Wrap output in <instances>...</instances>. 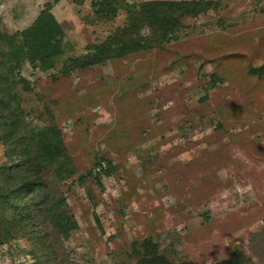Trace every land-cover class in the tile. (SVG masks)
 <instances>
[{"label":"rangeland","instance_id":"rangeland-1","mask_svg":"<svg viewBox=\"0 0 264 264\" xmlns=\"http://www.w3.org/2000/svg\"><path fill=\"white\" fill-rule=\"evenodd\" d=\"M108 1L101 15L98 0H0V36L43 9L61 29L50 59L3 66L0 88L8 114L58 131L75 223L46 249L27 227L0 264H264V233L250 238L264 232V0ZM44 194L24 198L31 217Z\"/></svg>","mask_w":264,"mask_h":264},{"label":"trees","instance_id":"trees-1","mask_svg":"<svg viewBox=\"0 0 264 264\" xmlns=\"http://www.w3.org/2000/svg\"><path fill=\"white\" fill-rule=\"evenodd\" d=\"M178 4L181 5V9L182 5L187 6L183 1ZM110 5L108 0H98L96 12L101 15L108 12L114 13L115 10ZM146 5L149 4L146 3ZM143 12L147 17L149 16V9ZM165 18L164 16L166 24L168 22ZM163 25L160 27L164 28ZM163 36L164 33L159 37ZM60 39L61 29L47 9L41 10L31 24L22 31L11 35H1L0 41L5 43L8 50L0 49V84L5 80L2 72L3 66L13 67V64L17 66L24 60H29L31 63L35 61L42 63L50 59L56 52ZM137 41L139 42V40ZM110 42L114 43L115 41L112 38ZM119 43L118 48L112 49H109L108 45L103 49V44L95 46L93 54L86 56L87 63L100 61L104 57L110 56L109 52L117 55L126 48L124 42ZM117 49H121L120 52H117ZM10 55L15 58H11ZM4 91L1 87L0 143L4 147V154L8 160L0 164V244L18 233L27 235L30 233V231L26 232L27 227L32 226L31 229H33L38 224L40 230H33L31 233L38 234V240L42 241L44 249H46L48 245L45 244V240L51 237L55 244H59L61 237L65 238L67 233L75 227L71 216L63 210L65 201L55 185L58 180L71 175L69 157L61 146L58 131L52 125L38 126L36 130L30 129L23 125V121H19L20 115L16 118V114H12L13 112L8 114L7 107L15 94H10L12 91L9 90L7 92L10 96L6 97ZM49 172L52 175L56 174L55 178L50 181ZM42 190L45 191V194L39 205H35L37 211L31 217L25 211L28 207L24 198L30 193ZM37 216L41 221L36 220ZM263 233V230L252 233L250 238L251 240L259 239ZM27 239L30 238L27 236ZM45 256L50 264H60L56 262L55 253L54 255L52 253L45 254ZM148 261L155 263L158 260L153 257Z\"/></svg>","mask_w":264,"mask_h":264},{"label":"built area","instance_id":"built-area-1","mask_svg":"<svg viewBox=\"0 0 264 264\" xmlns=\"http://www.w3.org/2000/svg\"><path fill=\"white\" fill-rule=\"evenodd\" d=\"M106 169V166L103 162L97 163L92 167L93 174H102Z\"/></svg>","mask_w":264,"mask_h":264}]
</instances>
